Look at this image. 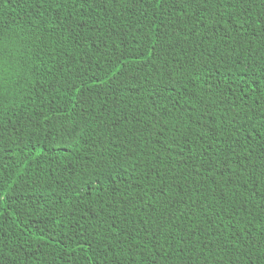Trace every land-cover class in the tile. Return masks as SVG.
Listing matches in <instances>:
<instances>
[{
    "label": "trees",
    "instance_id": "1",
    "mask_svg": "<svg viewBox=\"0 0 264 264\" xmlns=\"http://www.w3.org/2000/svg\"><path fill=\"white\" fill-rule=\"evenodd\" d=\"M0 264H264V0H0Z\"/></svg>",
    "mask_w": 264,
    "mask_h": 264
}]
</instances>
